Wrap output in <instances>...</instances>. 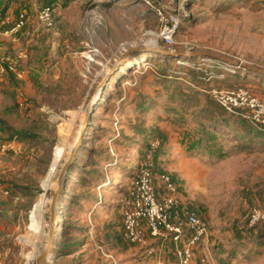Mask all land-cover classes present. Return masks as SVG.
Instances as JSON below:
<instances>
[{
    "label": "rangeland",
    "instance_id": "374dc122",
    "mask_svg": "<svg viewBox=\"0 0 264 264\" xmlns=\"http://www.w3.org/2000/svg\"><path fill=\"white\" fill-rule=\"evenodd\" d=\"M44 8L52 9L51 25L40 18ZM21 15L25 26L15 30ZM175 20L168 42L163 35ZM133 48L177 55L137 53L123 64ZM221 57L264 70L262 1L0 0V184L9 193L0 192V264H35L45 251L59 177L81 136L47 264L156 259L122 238L123 201L148 158L158 164L157 192L166 196L159 174L172 176L180 205L221 240L219 264H264V221L249 225L251 212L264 208V134L208 94L239 86L264 100V76L235 69L238 76L213 80ZM62 142L69 155L47 192ZM169 145L178 153L167 167L158 160ZM43 200L32 247L25 238H34L31 215Z\"/></svg>",
    "mask_w": 264,
    "mask_h": 264
},
{
    "label": "built area",
    "instance_id": "2783aa9c",
    "mask_svg": "<svg viewBox=\"0 0 264 264\" xmlns=\"http://www.w3.org/2000/svg\"><path fill=\"white\" fill-rule=\"evenodd\" d=\"M40 18L51 25L52 9H42ZM25 22V16L21 15L15 30L22 29ZM178 24L179 20H175L173 28L166 29L163 37L168 42L172 41V35ZM217 66L222 69L219 74L211 75L213 80L221 81L226 75H237L236 67L228 64ZM9 69L13 70L12 67ZM4 71V68L0 66V76ZM209 95L229 114L241 116L257 131L264 133V101L250 90L214 88ZM153 147L157 149L158 144ZM154 168L153 158H148L140 176L123 202V237L126 242L143 247L148 256L155 258H159L160 250L155 248L152 242L155 240L162 243L171 242L175 245L174 253L178 264H196V252L209 242V225L197 211L180 205L176 183L169 174L164 173L157 177L165 186L166 196L157 192ZM0 192L5 196L9 195L1 184ZM263 221L264 208L254 209L249 217V225L254 227ZM199 261L200 264H212V254L208 251L204 252Z\"/></svg>",
    "mask_w": 264,
    "mask_h": 264
},
{
    "label": "water",
    "instance_id": "95a60500",
    "mask_svg": "<svg viewBox=\"0 0 264 264\" xmlns=\"http://www.w3.org/2000/svg\"><path fill=\"white\" fill-rule=\"evenodd\" d=\"M154 53L157 55H164L167 57H174L177 54L170 49L167 48H152V49H146V48H133L131 50H129L127 52V54L123 57V61L122 63L124 64L128 59H130L133 55L137 54V53ZM179 56H191V57H200V54H180ZM220 62L225 63V64H229L233 67H236L238 69H243V70H247L249 72L252 73H256V74H260L264 76V70L256 68V67H251V66H247L245 64H243L240 61H237L235 59L229 58V57H221V59H219ZM116 68L112 71L111 74H114ZM111 75H108L107 78L102 82L99 91L97 93V95L95 96V98L93 99L92 103H91V107L93 108L94 104L96 103V101L99 99L100 95L103 93L106 84H108V82L110 81ZM82 142H83V138L82 136L80 137L76 147L74 148V150L71 153V157L68 161V163L66 164V166L64 167L60 177H59V181H58V189L56 194L53 197V201H52V206H51V231L49 233V242L48 245L45 249V251L40 255L39 258L36 259L35 264H47V262L52 259V251L54 248V243H55V239H56V231H57V227H58V209H59V201L60 198L63 194L64 188H65V180H66V176L68 174V171L70 169V167L73 165V163L76 160V156L82 146Z\"/></svg>",
    "mask_w": 264,
    "mask_h": 264
},
{
    "label": "crops",
    "instance_id": "0c3cea01",
    "mask_svg": "<svg viewBox=\"0 0 264 264\" xmlns=\"http://www.w3.org/2000/svg\"><path fill=\"white\" fill-rule=\"evenodd\" d=\"M213 86L214 85H212V88ZM166 148L167 149H166L165 155L163 156L164 158L161 157L159 161L164 162L165 166L170 167L169 162L171 163L170 160L172 158L173 159L175 158V155L178 153V150L172 145H169ZM189 161H195V160L189 159ZM212 237L213 238L212 239L209 238V242L205 246L203 245V247L198 251L197 257L198 258L202 257V254L208 251L212 254V257H213L212 264H219L218 262L223 261L224 258L221 256L216 258L215 247H217L216 249L218 250L221 240H218L217 239L218 237H214V235H212ZM174 249H175V245L171 242L161 243L160 245H158V250H160L159 258L157 257L155 260H150L148 263H145V261L143 262L141 258H138V260L134 259L133 264H178V261L174 254ZM214 256H215V259H217V261L214 259Z\"/></svg>",
    "mask_w": 264,
    "mask_h": 264
},
{
    "label": "bare ground",
    "instance_id": "6f19581e",
    "mask_svg": "<svg viewBox=\"0 0 264 264\" xmlns=\"http://www.w3.org/2000/svg\"><path fill=\"white\" fill-rule=\"evenodd\" d=\"M65 146H64V143H63V145H59L55 151L53 161H52V165H51V169L48 173L47 179L43 183V189L47 192L53 188H56L55 184L52 183L51 180L54 177V174L56 173L59 166L65 160V158L69 152V151L67 152V149ZM69 147H72V146L70 145ZM70 154H71V152H70ZM43 203H44V200L40 204L38 203L39 205L36 206L34 212L31 215V222L32 223L30 226V232L34 236V238H25V243L32 246V247H36V245H37V240H38L39 233H40V231H39L40 230V221H39L40 211L39 210H41ZM35 259H36V257L34 258V260Z\"/></svg>",
    "mask_w": 264,
    "mask_h": 264
},
{
    "label": "trees",
    "instance_id": "16d2710c",
    "mask_svg": "<svg viewBox=\"0 0 264 264\" xmlns=\"http://www.w3.org/2000/svg\"><path fill=\"white\" fill-rule=\"evenodd\" d=\"M260 1H262V0H260ZM263 2V1H262ZM264 3V2H263ZM152 54H154V53H152ZM155 55H157V54H155ZM164 63H167V61L165 60L164 61ZM239 70H241V69H239ZM243 70V69H242ZM244 71H246V72H249V71H247V70H244ZM249 73H252V72H249ZM253 74H256V73H253ZM239 75V74H238ZM237 75V76H238ZM233 78H237V77H233ZM238 88H245V89H248V88H246V87H237V88H234V89H238ZM248 90H250V89H248ZM254 95H256L252 90H250ZM257 97H259L258 95H256ZM260 98V97H259ZM211 99V98H210ZM260 99H262V98H260ZM263 100V99H262ZM264 101V100H263ZM246 121V120H245ZM247 122V121H246ZM9 130L11 131V133H12V135H16V136H18L19 137V139L21 140V141H23L24 140V138H25V133L24 132H18V131H15V130H13L12 128H9ZM261 133H263V132H261ZM264 134V133H263ZM153 145H156V144H152L151 145V148H152V150L153 151H155V150H157L158 148H159V145H158V147H157V149H154V147H153ZM161 158V157H160ZM159 158V159H160ZM147 161H148V159H147ZM147 161H146V163H147ZM153 161H154V164H155V168L153 169V175H154V177L156 176V171H157V168H158V164H157V161L155 160V159H153ZM159 161V160H158ZM146 163H145V165H146ZM145 165L140 169V171H139V174L137 175V176H135L133 179H132V182H131V185H130V187H129V189H128V192H127V196H128V194H129V192H130V190H131V188H132V186H133V184H134V182L138 179V177L140 176V174H141V171H142V169L145 167ZM139 166V165H138ZM138 168V167H137ZM162 174H164V173H161V174H159V175H162ZM172 177V176H171ZM173 179V178H172ZM127 196L125 197V199L127 198ZM124 199V200H125ZM124 202V201H123ZM199 214V213H198ZM199 216L201 217V215L199 214ZM202 218V217H201ZM203 220H205L204 218H202ZM206 221V220H205ZM207 222V221H206ZM208 223V222H207ZM260 223H262V222H260ZM259 223V224H260ZM208 225H209V223H208ZM258 225V224H257ZM256 225V226H257ZM255 227V226H254ZM123 234H124V231H123V223H122V238H123V240L125 241V239H124V237H123ZM126 242V241H125ZM126 243H128V242H126ZM162 243V241H154V247L155 248H157L158 249V245H160ZM130 244V243H129ZM133 245V244H132ZM136 246H138V247H141V246H139V245H136ZM142 249H143V252H145V254H146V251H145V249L143 248V247H141ZM202 247H200L199 249H198V251L201 249ZM175 250V249H174ZM198 251L196 252V258H195V262H196V264H200V261H199V259L200 258H198L197 257V253H198ZM175 254V253H174Z\"/></svg>",
    "mask_w": 264,
    "mask_h": 264
}]
</instances>
